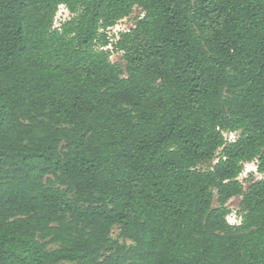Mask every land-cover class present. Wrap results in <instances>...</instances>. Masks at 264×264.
Wrapping results in <instances>:
<instances>
[{
  "label": "trees",
  "instance_id": "obj_1",
  "mask_svg": "<svg viewBox=\"0 0 264 264\" xmlns=\"http://www.w3.org/2000/svg\"><path fill=\"white\" fill-rule=\"evenodd\" d=\"M62 263L264 264V0H0V264Z\"/></svg>",
  "mask_w": 264,
  "mask_h": 264
},
{
  "label": "rangeland",
  "instance_id": "obj_2",
  "mask_svg": "<svg viewBox=\"0 0 264 264\" xmlns=\"http://www.w3.org/2000/svg\"><path fill=\"white\" fill-rule=\"evenodd\" d=\"M142 16V12L138 9H135L132 13V15L129 18L124 19V25H126L125 27H129L132 25V23L135 21V18ZM69 17L68 12L64 9V8H60L56 18H55V25L58 26L61 22H63L64 20H66ZM110 60L112 62H116L121 64L122 66L124 65L122 60H121V54L120 53H113L110 57ZM237 136V133H232V134H224V137L227 140H232L233 138H235ZM256 165L255 162H251V163H246L245 166H243V170H242V174L240 176V180H244L247 179L248 176L250 174H252V178L253 181L254 180H261L263 177L259 174H257L256 172ZM245 187L248 186V183H244L243 184ZM239 201L240 198H233L231 199L228 204L227 207L229 210H231V214L227 217V219L229 220L230 223H233V218H237V212H238V205H239ZM112 239L116 240L119 244H126V245H130V242H128L127 240H123L122 238L119 237V230L117 228H114L112 230ZM62 264H69V263H62Z\"/></svg>",
  "mask_w": 264,
  "mask_h": 264
},
{
  "label": "built area",
  "instance_id": "obj_3",
  "mask_svg": "<svg viewBox=\"0 0 264 264\" xmlns=\"http://www.w3.org/2000/svg\"><path fill=\"white\" fill-rule=\"evenodd\" d=\"M60 8H64V7H59ZM129 18V17H127ZM126 19V18H125ZM135 22V21H134ZM134 22L132 23L131 26L129 27H125L126 25H124V19L118 21L113 27H110L108 28L106 31H105V34L107 35V38L110 42V45L107 47V49H111V44H113L114 42H116L118 39H119V35L121 33H125V32H128L131 28H133L134 26ZM59 26V25H58ZM55 25L54 23V27H58ZM234 139V138H233ZM232 139V140H233ZM246 164V163H245ZM245 164H243V166H245ZM256 165V164H255ZM256 172V171H255ZM242 174V173H241ZM241 176V175H240ZM239 180H240V177H239ZM241 181V180H240ZM227 222L230 224V225H238L239 224V219L238 218H233V223H230L229 220L227 219Z\"/></svg>",
  "mask_w": 264,
  "mask_h": 264
}]
</instances>
